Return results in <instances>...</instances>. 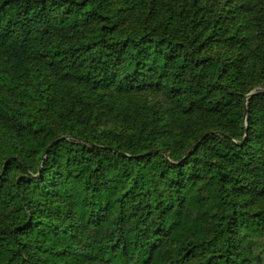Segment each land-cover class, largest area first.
I'll list each match as a JSON object with an SVG mask.
<instances>
[{
    "label": "trees",
    "instance_id": "trees-1",
    "mask_svg": "<svg viewBox=\"0 0 264 264\" xmlns=\"http://www.w3.org/2000/svg\"><path fill=\"white\" fill-rule=\"evenodd\" d=\"M0 264H264V0H0Z\"/></svg>",
    "mask_w": 264,
    "mask_h": 264
}]
</instances>
